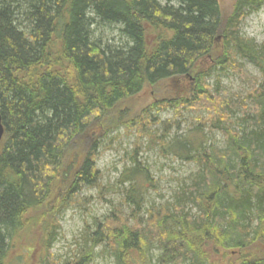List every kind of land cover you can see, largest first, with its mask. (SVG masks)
I'll list each match as a JSON object with an SVG mask.
<instances>
[{
  "label": "trees",
  "instance_id": "16d2710c",
  "mask_svg": "<svg viewBox=\"0 0 264 264\" xmlns=\"http://www.w3.org/2000/svg\"><path fill=\"white\" fill-rule=\"evenodd\" d=\"M263 5L234 0L223 18L217 0H0V264L34 244L53 197L52 213L57 201L68 205L82 187L99 186V138L120 125L198 169L170 201L146 208L158 180L135 143L117 180L119 202L87 227L75 264L89 262L97 247L114 264H264V40L257 45L238 28ZM100 25L118 27L124 40L103 43ZM207 58L215 63L207 75L217 76L211 91L197 70ZM237 59L259 77L249 78ZM193 70L191 98L153 102L144 115L122 108L145 86ZM227 70L248 85L244 96L220 95ZM162 105L206 116L183 134L179 122L172 136L167 124L149 130L147 110ZM212 131L223 136L222 149L207 145ZM59 185L67 192L57 194ZM47 225L40 241L49 247Z\"/></svg>",
  "mask_w": 264,
  "mask_h": 264
},
{
  "label": "rangeland",
  "instance_id": "374dc122",
  "mask_svg": "<svg viewBox=\"0 0 264 264\" xmlns=\"http://www.w3.org/2000/svg\"><path fill=\"white\" fill-rule=\"evenodd\" d=\"M217 2L223 18L232 13L234 0H217ZM238 28L242 37L251 39L259 45L264 40V5L242 17ZM95 37H98L103 43L114 46L124 40L118 32V27L114 26L100 25L96 27ZM218 46H222L221 41ZM221 52L219 50V57H221ZM237 61L249 78L259 77L258 69L253 64L241 59H237ZM214 65L215 63L207 58L197 66V70L200 68L202 72L206 73L204 87L209 91L214 88L217 79L215 70H211L212 72L207 75L209 69ZM197 70H193L187 76L165 80L154 86H145L139 94L128 99L122 108H127L135 114L144 115V109L153 102L191 98L196 86L195 74ZM219 80V91L223 98L235 100L234 96H244L249 88L246 82L241 81L237 74L229 70L221 73ZM160 104L165 105V102ZM189 107L181 106L178 111L173 107H163L162 105L158 112L147 110L149 120H152L148 129L162 133L165 124H167V127L170 126L168 130L172 136L176 132L175 127L179 122L180 131L178 132L183 134L192 125L198 123L200 117L206 116L204 109ZM206 139L208 140L207 145L211 144L216 149L224 147V138L218 131L207 133ZM99 140L100 146L96 157V167L100 173L99 186L82 187L76 196L70 199L68 205H60L61 202L57 201L59 209L54 213H52L53 208H50L52 203H55L53 197L52 203L48 207L51 212H48L46 207L41 210L43 216H41L39 228L37 231L35 230L34 244L21 252H11L10 256H13L14 261L10 264H75L79 259L78 255L81 249L85 248L83 240L87 227H90L92 231L95 220H102L111 212L113 205L115 206L119 202V195L116 192L117 180L120 171L131 164L130 156L137 145L135 143H138L139 147L138 160L149 169L152 177L158 180L157 190H150L146 195V208L170 201L173 193L180 188L182 183H187L190 176L198 169L194 163L183 162L172 156H162L157 147L147 145L146 137L137 138L135 130L126 128L124 125L110 130L105 137H100ZM60 186L56 189L57 194L66 193L67 190H62ZM47 224L52 226L53 233L49 247L45 244L48 248L40 241L42 235L47 233L42 227L44 226L46 229ZM101 250L102 247H97L91 260L84 264H114L112 257ZM14 255L20 257L21 261H18L19 258L15 259Z\"/></svg>",
  "mask_w": 264,
  "mask_h": 264
},
{
  "label": "water",
  "instance_id": "95a60500",
  "mask_svg": "<svg viewBox=\"0 0 264 264\" xmlns=\"http://www.w3.org/2000/svg\"><path fill=\"white\" fill-rule=\"evenodd\" d=\"M3 136H4V127H3L2 120H1V115H0V142L3 139Z\"/></svg>",
  "mask_w": 264,
  "mask_h": 264
}]
</instances>
